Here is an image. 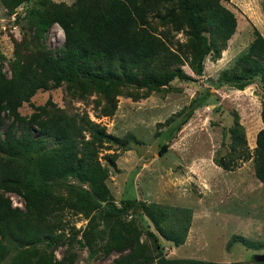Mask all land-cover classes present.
Instances as JSON below:
<instances>
[{
    "label": "trees",
    "instance_id": "trees-1",
    "mask_svg": "<svg viewBox=\"0 0 264 264\" xmlns=\"http://www.w3.org/2000/svg\"><path fill=\"white\" fill-rule=\"evenodd\" d=\"M26 0H1L13 9ZM221 0H75L67 5L49 2L36 11L33 21L34 49L26 55H16L12 74L6 77L0 70V264H57L47 253L29 247L43 238L51 246L60 236L62 213L65 209L90 214L98 211L103 228L97 230L103 240L105 254H119L112 264H231L194 258H167L160 253L157 235L146 229L157 255L144 253L136 222L127 219L133 211L146 216L155 229L175 245L184 242L191 223L192 211L123 199L117 206L106 184L109 167L115 166V153L99 152L111 145L126 149L134 138L131 133L117 136L105 126L91 120L86 113H67L62 108L38 106L30 116L19 113V106L29 101L37 90H47L66 83L68 91H95L103 100L101 112L112 115L122 89L133 86L144 91L128 96L138 100L150 92L161 91L174 78H187L182 57L197 73L203 71L206 56L218 55L221 46L233 34L235 17ZM152 14L175 30L187 27L185 42L173 41L168 31L157 34L147 19ZM63 31V44L53 53L43 43L44 33L52 24ZM207 33V35H206ZM17 47V45H16ZM17 54V51H16ZM216 55V56H217ZM232 70V71H231ZM231 72L223 71L226 81L240 83L259 75L264 83V39L257 35L246 53L239 56ZM204 97L192 100L185 110L166 119L171 132H177L201 105ZM264 118V117H263ZM227 157L216 159L225 170L234 169L240 161L252 158L254 174L264 185V127L258 131L253 153L248 150L244 128L235 113L229 129ZM167 148L162 144L159 153ZM74 177L86 187L66 181ZM3 192L19 195L24 209L12 206ZM140 218V217H139ZM92 216L90 226L83 231V240L97 226ZM141 219V218H140ZM243 236L233 234L228 246ZM125 251V253H123ZM74 255L70 258L73 262ZM264 264V262H263Z\"/></svg>",
    "mask_w": 264,
    "mask_h": 264
},
{
    "label": "rangeland",
    "instance_id": "rangeland-1",
    "mask_svg": "<svg viewBox=\"0 0 264 264\" xmlns=\"http://www.w3.org/2000/svg\"><path fill=\"white\" fill-rule=\"evenodd\" d=\"M75 0H26L13 9L6 8L0 0V70L6 77L12 74L16 55L24 56L34 49L33 21L36 11H42L49 2L67 5ZM220 3L235 17L233 34L221 46L218 55L206 56L203 71L197 74L182 57V69L187 78H174L167 88L150 92L133 100L128 91L141 95L143 89L128 86L117 97L112 115H103V100L95 91L80 93L68 91L66 83L47 90H37L18 111L30 116L38 106L62 108L67 113H86L88 117L105 126L106 131L117 136L133 135L126 149L111 145L98 156L115 153V166L109 167L106 184L117 206L123 199H137L192 211L191 223L183 243L175 245L164 238L152 222L138 211H128L127 219L136 222L144 253L157 255L158 248L146 233L151 229L161 244L160 253L167 258H194L231 264H263L257 258L264 253V185L254 174L252 158L238 160L232 170L218 166L216 159L227 157L230 143L229 129L235 113L244 128L250 153L254 152L256 137L264 127V83L259 75L240 83L224 80L223 71H230L235 60L246 53L250 44L261 35L264 39V0H221ZM149 14L147 19L156 27L157 34L168 31L173 41L185 42L187 27L180 30L161 22ZM207 35V33H206ZM43 43L53 53L63 44L60 26L52 24L44 33ZM17 45V47H16ZM17 51V54H16ZM232 71V70H231ZM231 72H229L230 74ZM204 97L188 121L179 131L171 132L165 121L173 116L177 122L180 111L194 99ZM4 125H0L2 131ZM167 148L159 153L162 144ZM67 182L86 187L74 177ZM11 205L24 209L22 198L12 192H3ZM97 226L89 234L91 244L83 240V231L90 226L92 216ZM98 211L90 214L65 209L62 229L55 231L58 239L47 246L43 238L29 247L47 253L57 264H112L119 254H105L97 230L104 226ZM237 234L250 243L240 240L228 246L231 235ZM125 253V251L123 252ZM74 255L73 262L70 258ZM11 255L4 258L9 262ZM152 264H157L156 259Z\"/></svg>",
    "mask_w": 264,
    "mask_h": 264
},
{
    "label": "water",
    "instance_id": "water-1",
    "mask_svg": "<svg viewBox=\"0 0 264 264\" xmlns=\"http://www.w3.org/2000/svg\"><path fill=\"white\" fill-rule=\"evenodd\" d=\"M257 258H259V259H261V260H264V253H262V254H258V255H257Z\"/></svg>",
    "mask_w": 264,
    "mask_h": 264
}]
</instances>
